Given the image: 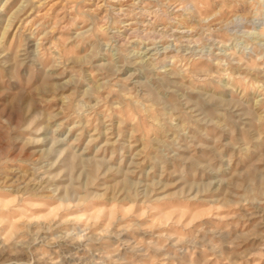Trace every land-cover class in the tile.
Returning <instances> with one entry per match:
<instances>
[{"label": "rangeland", "instance_id": "374dc122", "mask_svg": "<svg viewBox=\"0 0 264 264\" xmlns=\"http://www.w3.org/2000/svg\"><path fill=\"white\" fill-rule=\"evenodd\" d=\"M0 264H264V0H0Z\"/></svg>", "mask_w": 264, "mask_h": 264}]
</instances>
